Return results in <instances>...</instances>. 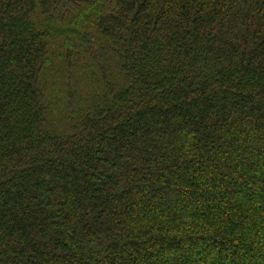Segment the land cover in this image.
Returning a JSON list of instances; mask_svg holds the SVG:
<instances>
[{"label":"trees","instance_id":"trees-1","mask_svg":"<svg viewBox=\"0 0 264 264\" xmlns=\"http://www.w3.org/2000/svg\"><path fill=\"white\" fill-rule=\"evenodd\" d=\"M0 264H264V0H0Z\"/></svg>","mask_w":264,"mask_h":264}]
</instances>
